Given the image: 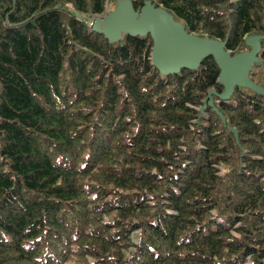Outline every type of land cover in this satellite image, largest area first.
Segmentation results:
<instances>
[{
    "label": "trees",
    "instance_id": "1",
    "mask_svg": "<svg viewBox=\"0 0 264 264\" xmlns=\"http://www.w3.org/2000/svg\"><path fill=\"white\" fill-rule=\"evenodd\" d=\"M116 1L0 0V264H264V95L91 30ZM151 3L232 57L262 36L264 89V0Z\"/></svg>",
    "mask_w": 264,
    "mask_h": 264
},
{
    "label": "water",
    "instance_id": "2",
    "mask_svg": "<svg viewBox=\"0 0 264 264\" xmlns=\"http://www.w3.org/2000/svg\"><path fill=\"white\" fill-rule=\"evenodd\" d=\"M88 25L91 30L102 33L110 42L121 38L122 33L140 37L150 35L153 64L164 75L178 73L183 68H196L202 58L210 54L219 66L218 81L223 85V92L217 94L211 90L208 97L216 94L221 99H227L235 86L249 87L264 95V89L247 76L251 65L257 62L259 39L262 36L247 37L245 44L251 49L232 57L224 49L225 41L188 34L182 24L174 21L172 15L165 10L154 7L151 0H145L138 11L133 9L130 1L117 0L112 10L94 17Z\"/></svg>",
    "mask_w": 264,
    "mask_h": 264
},
{
    "label": "rangeland",
    "instance_id": "3",
    "mask_svg": "<svg viewBox=\"0 0 264 264\" xmlns=\"http://www.w3.org/2000/svg\"><path fill=\"white\" fill-rule=\"evenodd\" d=\"M99 17H100V16H99ZM254 63H255V62H254ZM254 63H253V64H254ZM253 64H252V65H253ZM252 65H251V68H252Z\"/></svg>",
    "mask_w": 264,
    "mask_h": 264
},
{
    "label": "bare ground",
    "instance_id": "4",
    "mask_svg": "<svg viewBox=\"0 0 264 264\" xmlns=\"http://www.w3.org/2000/svg\"><path fill=\"white\" fill-rule=\"evenodd\" d=\"M126 7V5H124Z\"/></svg>",
    "mask_w": 264,
    "mask_h": 264
},
{
    "label": "clouds",
    "instance_id": "5",
    "mask_svg": "<svg viewBox=\"0 0 264 264\" xmlns=\"http://www.w3.org/2000/svg\"><path fill=\"white\" fill-rule=\"evenodd\" d=\"M106 14V13H105ZM97 17H99V16H97Z\"/></svg>",
    "mask_w": 264,
    "mask_h": 264
}]
</instances>
